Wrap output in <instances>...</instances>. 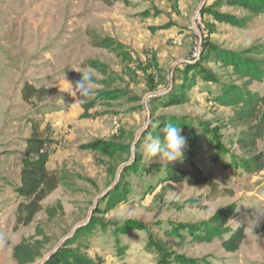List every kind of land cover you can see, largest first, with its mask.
Segmentation results:
<instances>
[{
    "label": "rangeland",
    "instance_id": "1",
    "mask_svg": "<svg viewBox=\"0 0 264 264\" xmlns=\"http://www.w3.org/2000/svg\"><path fill=\"white\" fill-rule=\"evenodd\" d=\"M251 2L0 0V264H16L13 247L35 226L49 243L32 264H264V217L251 221L264 215V168L244 171L247 126L225 98L228 88L234 98L264 94V7ZM82 74L93 82V119H80L69 92ZM26 82L47 95L25 103ZM34 120L51 131L48 170L62 178L42 204L63 211L14 232ZM167 124L187 139L171 164L146 152ZM192 162L216 187L186 183ZM223 210L230 217L209 239ZM239 227L245 239L226 253L219 237Z\"/></svg>",
    "mask_w": 264,
    "mask_h": 264
},
{
    "label": "trees",
    "instance_id": "2",
    "mask_svg": "<svg viewBox=\"0 0 264 264\" xmlns=\"http://www.w3.org/2000/svg\"><path fill=\"white\" fill-rule=\"evenodd\" d=\"M102 1L108 3L109 0ZM257 1L261 5L260 7H264V0ZM257 1L252 0L253 3ZM248 2L249 0H241V3L245 6H248ZM257 50L264 54V46L257 47ZM261 65L264 69L263 61ZM258 73H261V79H264V71ZM81 78L82 76L79 75L77 81ZM47 93L48 90L44 87L38 88L27 82L24 83L21 90L22 100L27 104L34 100L39 101ZM226 93L225 98L228 101L232 100V102H228V106H232L233 102L239 105L234 112L235 121L247 126V131L243 138L238 140V144L240 147L252 151V156L243 164V169L246 173H258L264 168V152H257L258 141L264 139V94L260 96L245 94L239 96V98H234L237 93L233 88H228ZM79 102L82 109L80 119H93L96 117V114L90 113L94 107L93 104L86 102V99L83 103L79 99ZM51 135V131L47 127L41 129L40 121H32L31 134L24 142V150L20 159L19 184L14 188V194L21 200L17 203L14 211V232L34 223L37 215L41 212H44L48 221H52L63 211L60 203L48 207H44L42 204L62 183V178L58 172L48 170L50 146L54 144L53 140H50ZM185 181L189 186L216 187L194 162L191 163V170ZM229 217L230 214L226 210L220 211L211 217L210 227L204 230L207 232L209 239L216 237L217 233L222 231ZM259 227L264 233V220L259 223ZM37 237L42 239H36ZM244 239L245 235L242 227L230 232L225 238L219 237L221 248L226 253L237 252ZM48 243L44 230L39 226H35V235L27 239H21L13 247L12 257L16 264H32L36 258L40 257V252ZM66 258L69 259L67 256Z\"/></svg>",
    "mask_w": 264,
    "mask_h": 264
},
{
    "label": "clouds",
    "instance_id": "3",
    "mask_svg": "<svg viewBox=\"0 0 264 264\" xmlns=\"http://www.w3.org/2000/svg\"><path fill=\"white\" fill-rule=\"evenodd\" d=\"M69 86L70 94L76 97V99L79 98L81 103H83L84 99L92 95L93 82L90 75L82 74V78L77 81L74 88L71 84H69ZM140 131L142 135L145 129H141ZM181 132L182 130L180 127L167 124L163 129V139L158 136L150 138L151 142L146 146L147 154L153 159L159 157L158 162L167 164L181 160L184 156V150L187 147V139ZM262 217H264V215L259 213V216L251 220L254 222V227L259 223Z\"/></svg>",
    "mask_w": 264,
    "mask_h": 264
},
{
    "label": "crops",
    "instance_id": "4",
    "mask_svg": "<svg viewBox=\"0 0 264 264\" xmlns=\"http://www.w3.org/2000/svg\"><path fill=\"white\" fill-rule=\"evenodd\" d=\"M61 91H63V92H66L67 91V87L65 88V86H61Z\"/></svg>",
    "mask_w": 264,
    "mask_h": 264
}]
</instances>
